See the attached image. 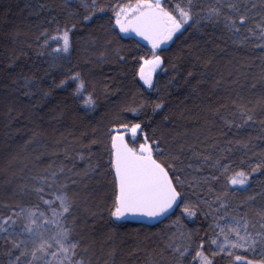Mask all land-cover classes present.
<instances>
[{"label": "snow or ice", "instance_id": "1", "mask_svg": "<svg viewBox=\"0 0 264 264\" xmlns=\"http://www.w3.org/2000/svg\"><path fill=\"white\" fill-rule=\"evenodd\" d=\"M72 5L73 0H64L65 8L71 9ZM164 5H170V10ZM79 7L87 11L84 21H91L97 11L103 13L106 10L97 0H91L90 3L79 0ZM107 7L111 8L114 17V38H119V34L134 33L150 46V52L139 56L136 72V76L148 89L155 88L153 74L157 69L167 71L163 68L166 61L162 58L161 46L173 41L174 37L179 39L177 34L183 35L182 29L187 31L185 25L196 32H201L202 25L222 26L237 47L251 45L264 51V0H135L134 3L109 4ZM38 8L43 10L47 5L39 4ZM69 15L74 16L76 13L70 11ZM76 27V24L71 28L65 26L62 30L57 27V34L51 38L45 30L37 37L40 49L37 54L40 56L45 55L53 42L57 45L51 52H47L51 58L49 73L58 66V61L70 55L73 46L71 33ZM115 29L119 30L118 34ZM41 40L43 43H39ZM120 59L123 61L124 58ZM214 59V56H209L205 61L197 85L208 83L204 77L211 75L214 89L226 81L229 86L245 87L240 82L241 77L247 81L250 73L241 72L240 68L229 64L224 70L217 69V78L211 71ZM261 61L264 63V56H261ZM12 66V63L8 65ZM172 67L175 71L176 65ZM195 75L193 71H188L185 83H190ZM175 79L173 76L170 82ZM69 81L76 86L74 97H83V107L95 111L94 96L83 95L87 88L80 73L72 74L68 80H61L58 84L53 81L50 88H64ZM16 83L14 80L13 84ZM257 89L258 92L254 91ZM16 90L22 91L29 99L38 94L46 99L51 94L50 91L42 92L41 86L29 76L23 77L22 88ZM248 90L253 98H245L237 92L230 103L221 104L217 108L212 107L209 96L205 110L211 117H219L229 132L235 129L239 133L258 123L260 131L264 133V118L257 119L258 116H264V67L252 78ZM193 91L196 89L193 88ZM145 108H151L153 116L163 114L166 102L161 97L158 101L145 100L139 107L120 108L98 130L99 135L94 134L86 146L87 155L83 152L78 155V159L85 163L83 169L77 172L74 165L67 170L73 175L63 180L59 177L64 176V169L61 168L59 173L53 170L49 174L50 178L45 176L39 180V186L33 185L30 190L27 185L19 186L21 196L34 192L39 203L32 206L22 203L4 206L8 211L0 214V241H3L0 248H3V255L7 257V264H95L92 251L95 241L90 239L85 228L88 218L96 216V212L88 206V196L82 193H86L88 181L101 167L106 169V175L110 177V191L106 199L108 215L112 221L143 217L159 223L162 222L160 218L175 215L174 209H180L181 215L170 226L177 231L172 233L169 243L165 245V251L173 258L170 264H216L217 257L227 258L228 264H264V185L261 191L247 195L235 206L232 203L238 193L250 191V177L256 173L264 174V154H261L262 158L255 166L249 165L250 171L243 169V160L241 169L237 170L232 163L225 162L227 156L212 160L210 155L196 152L195 145H190L187 151L192 155L185 164L182 158L185 145L177 147L166 132L171 124L167 115L155 127L143 121L132 122L124 115L131 112L133 116H139ZM221 108L229 109L232 118L222 116ZM149 127L150 133L145 131ZM236 143L246 153L255 147L252 137L246 142L238 140ZM93 146L102 147L107 157L105 160L102 155L100 164L92 161ZM212 146L216 147L215 144ZM224 151L230 152L231 149ZM192 160L199 161V164L194 166ZM204 167H209V175L195 181L182 178L185 168L199 173ZM201 184L211 185L207 189L209 193L214 192V185H220V189L215 191L214 200L200 199L193 203L186 197L187 188L199 187ZM45 195L50 198L45 199ZM257 197L260 199L257 200ZM40 204L44 205L43 210ZM201 205L206 206L207 211ZM81 209L83 223L80 218ZM200 215L210 221L203 237L199 233L193 235L191 231H186L183 223L186 218ZM177 233L182 241L179 244L173 239ZM105 264L108 262L105 261ZM164 264L169 262L165 261Z\"/></svg>", "mask_w": 264, "mask_h": 264}, {"label": "trees", "instance_id": "2", "mask_svg": "<svg viewBox=\"0 0 264 264\" xmlns=\"http://www.w3.org/2000/svg\"><path fill=\"white\" fill-rule=\"evenodd\" d=\"M87 2L90 3L91 0ZM97 2L105 7V12L97 11L91 21H84L83 17L87 11L79 7V0H73L71 9L64 7V0H0V214L7 213L8 209L4 207L5 205L22 203L25 206H32L39 203L34 192L21 196L20 185H27L30 190L33 185L39 186L41 178L45 176L50 178L49 174L53 170L59 173L63 168L64 176L59 177L63 180L73 175L67 170L72 169L74 165V170L77 172L83 169L85 163L78 159V155L81 152L87 155L88 141L94 138L89 128L102 129L111 118V114L115 112L113 104L118 100L121 101V105L117 110L123 107H139L145 100L158 101L162 97L166 102L163 114L153 116L151 108H145L139 116H133L131 112H126L124 115L132 122L143 121L144 124L152 127H155L163 116L167 115L171 124L166 132L177 147L180 144L185 145V153L182 156L185 164L189 162L188 157L192 155L187 151L190 145H195L194 151L210 155L212 160L227 156L228 160L225 162L232 163L237 170L241 169L243 160L245 162L243 169L250 171L249 165L255 166L262 158L261 154H264V138L256 139V137H264L258 123L254 127L242 129L237 133L235 129L229 132L219 117H208L205 108L209 104V96H211L213 108L230 103L232 99L230 87L223 88V94L228 93L230 98H220L216 96L217 93L207 90V86L213 87L211 75L204 77L208 83L197 85V80L201 79L199 73L204 71L205 61L209 56H214L211 71L217 78L219 77L217 69L224 70L229 64L240 68L241 72L250 73L247 81L241 77L240 82L245 87L241 89L238 85H234V91L243 93L245 98H252L248 84L264 67L261 61L264 51L253 48L251 45L237 47L228 38L222 26L202 25L201 32H196L185 25L187 31L182 30L183 35H177L179 39L175 37L167 47H162V58L166 61L163 68L167 71L159 69L153 78L155 88L147 89L136 76V72L139 68V56L150 52V46L147 43H140L134 37L124 38L119 35V38H114L113 15L111 8L107 7L109 4L134 3L135 0H97ZM39 4H45L47 8L40 10ZM164 6L170 10V5ZM70 11L76 15L70 16ZM53 17L55 20H52ZM49 21L52 22L49 23ZM11 23L12 29H9L7 25ZM73 24L77 27L71 33L73 43L71 53L58 61V66L49 73L51 58L47 52H51L57 45L53 42L45 55L40 56L37 54L40 51L37 37L47 30L51 38L57 34V27L62 30L65 26L71 28ZM9 30L10 33H8ZM114 31L118 34L116 29ZM87 34H91L92 37L87 39L88 47H83L81 43L86 39ZM107 38L111 40L110 45L105 48L98 45V41ZM39 43H43V40ZM85 53L92 54V60L88 59V63L87 59L83 58ZM120 57L124 58L123 61ZM10 63L13 64L12 67H8ZM173 64L176 65L175 71ZM188 71H193L196 75L190 83L186 84L185 77ZM75 73H80L86 83L87 90L83 94L84 97L94 96L95 111L83 107L85 103L83 97H74L76 86L70 81L64 88H50L53 81L58 84L61 80H68ZM25 76L35 79L41 86L42 92L50 91L51 94L46 99L41 94L32 99L24 96L22 91L16 89L22 88ZM173 76L176 79L170 82ZM106 77L108 91L119 89L115 98L114 94H110L109 99L112 103L106 97L104 98L97 85V82ZM14 80L17 81L16 84H13ZM193 88L196 91H193ZM123 91L124 98H121ZM254 91L258 92V89ZM33 105L36 107L33 108ZM57 110L60 112L57 121L53 119L49 121ZM220 114L228 119L232 118L229 109L221 108ZM37 118L40 119L38 122ZM261 118L264 116L257 117L258 120ZM200 123L205 124L207 128L203 133H199V136L196 135L197 137L191 135L189 138H183L176 132L177 128L187 129ZM62 131H66L68 135L63 136L65 139L59 144L53 143L54 137ZM145 131L150 133L151 128H146ZM76 133L81 137V141L86 139L83 142L84 145L77 146L69 140V134L76 136ZM249 137H252V144L255 147L246 153L236 141L246 142ZM229 140L233 142L229 143ZM200 141L204 143L201 144ZM213 144L216 147H213ZM226 149L231 151H224ZM92 153L93 163H102L100 159L104 155L102 147L93 146ZM104 159H107L106 155ZM191 162L194 166L199 164L197 160ZM209 174V167H204L199 173L185 168L182 178L195 181ZM109 180L106 169L101 167L99 172L88 181L86 193H82L89 197L88 206L90 207L93 203L92 209L96 212V216L88 218L85 228L90 239L95 241L92 250L95 264H105V261L108 264H164L165 261L170 264L173 258L165 251V245L169 243L172 233L177 231L170 226L176 217L181 215L180 209L175 208V215H169L168 218L162 217L160 218L162 222L159 223L155 220L143 222L135 219L114 222L108 215L106 199L110 191ZM250 180V191L238 193L232 201L233 206L240 203L247 195L262 190L264 174L256 173L250 177ZM209 186L211 185L201 184L199 187L187 188L186 197L193 203L200 199L214 200L215 191L220 189V185L213 186V193L208 192ZM98 188L100 189L96 192ZM45 191H48L47 188ZM44 198L50 197L45 195ZM259 199L260 197H257V200ZM201 207L207 211L206 206L201 205ZM40 208L43 210L44 205L40 204ZM80 218L83 223L82 209ZM209 222L203 215L186 218L183 221L186 231H191L193 235L199 233L201 237L208 231ZM173 239L177 244L182 242L178 233ZM105 240L109 243L106 244ZM2 243L3 241H0V244ZM109 253L111 255H108ZM0 264H7L3 248H0ZM216 264H228V260L217 257Z\"/></svg>", "mask_w": 264, "mask_h": 264}, {"label": "rangeland", "instance_id": "3", "mask_svg": "<svg viewBox=\"0 0 264 264\" xmlns=\"http://www.w3.org/2000/svg\"><path fill=\"white\" fill-rule=\"evenodd\" d=\"M113 22H114V17H113ZM11 26H12V23H11V25H7V27L9 28V29H12L11 28ZM96 30V32H98V29L96 28L95 29ZM117 30V32L119 33V30L118 29H116ZM183 30V29H182ZM181 30V31H182ZM8 33H10V30H9V32ZM179 34V33H178ZM177 34V35H178ZM11 35H12V33H11ZM119 35H121L122 37H124V38H131V37H134L133 36V34L132 33H129V34H119ZM12 37V36H11ZM92 36H91V34H87L86 35V39H84V41L81 43L82 45H83V47H88V46H86L88 43H87V39L88 38H91ZM175 38V37H174ZM173 38V39H174ZM100 40V39H99ZM172 41H169L166 45H162L161 46V48L162 47H167L170 43H171ZM111 44V40L110 39H104V40H102V41H98V45L99 46H102L103 48H105L107 45H110ZM62 46V45H61ZM91 57V58H90ZM83 58L84 59H87L86 61H87V63L89 62V60H92V54H88V53H85V54H83ZM89 59V60H88ZM92 67L94 66V63H93V61H92ZM158 70L159 69H157V71L153 74V78L155 77V75L158 73ZM100 81V80H99ZM108 78L106 77V78H102L101 79V81L98 83L97 82V85H98V87H99V91L100 92H102V95L104 96V98L106 97L107 99H108V101L109 102H111L112 103V101H110V99H109V97H111L110 96V94H114V98H115V96H117V94H118V92H119V89H111L110 91H108L106 88L108 87ZM225 86H228V87H230V91L229 92H231V98H234L235 96H236V93H235V91H234V85H231V86H229V83L226 81L225 83H223V84H221L219 87H217V88H211V87H208L207 86V90L208 91H210L211 93H217L216 94V96H219L220 98H230V95H227L228 93H224L223 94V88L225 87ZM147 88V87H146ZM148 89V88H147ZM219 93H218V92ZM227 92V91H226ZM243 92V91H242ZM124 94H125V92L123 91V95H122V97L121 98H124ZM224 96H223V95ZM227 95V96H226ZM241 95L242 96H244L245 97V95L243 94V93H241ZM117 98V97H116ZM252 98H253V96H252ZM121 101L120 100H118V102H114V104H113V106H114V108H113V111L115 110V111H117V109H118V106L119 105H121V103H120ZM60 115V112L57 110L56 112H54L53 113V117L52 118H50V120L49 121H51L52 119L53 120H55V121H57V118H58V116ZM208 115V117H210V115H209V113L207 114ZM38 120H40V119H36V121L38 122ZM70 120L72 121L73 119H72V116L70 115ZM205 128H207V126L205 125V124H196V125H193V126H191L190 128H177V133H179V134H181L182 135V137L183 138H189L191 135H197V136H199V133H203L204 131H205ZM92 129V130H91ZM89 130H90V132H91V135H93V137H94V134L95 135H99V128H96V127H94V130H93V128H89ZM93 133V134H92ZM78 133H76V136H71L70 134H69V140H72V142H74L75 143V145H79V146H82V145H84L85 143H83L84 141H86V139H85V137H84V141L82 140L81 141V137H79V134L77 135ZM65 135H68L67 133H66V131H62V132H60L56 137H54V139H53V143H58L59 144V142H61L62 140H64L65 138H63V136H65ZM90 136V135H89ZM196 136V137H197ZM90 139V138H89ZM141 139H143V137L141 136ZM88 141V140H87ZM190 140H188V142H189ZM88 142H90V140L88 141ZM87 142V143H88ZM86 143V144H87ZM99 189L100 188H98L97 190H95L96 192L97 191H99ZM105 193L107 194V192H106V190H105ZM92 194V193H91ZM105 194V195H106ZM91 197V196H90ZM89 198V197H88ZM94 201H95V199H94ZM92 206H93V203L91 204V208H92ZM97 209V208H96ZM98 210V209H97ZM105 242H106V244L107 243H109V241H106L105 240Z\"/></svg>", "mask_w": 264, "mask_h": 264}, {"label": "water", "instance_id": "4", "mask_svg": "<svg viewBox=\"0 0 264 264\" xmlns=\"http://www.w3.org/2000/svg\"><path fill=\"white\" fill-rule=\"evenodd\" d=\"M132 34H133L134 38H135L136 40H138L140 43H147L146 41H143V40L140 39L139 37L135 36L134 33H132ZM123 35H124V34H123ZM141 82H142V81H141ZM142 83H143V82H142ZM131 219L140 220V221H143V222H148V221H150L149 219H147V218H143V217L131 218Z\"/></svg>", "mask_w": 264, "mask_h": 264}]
</instances>
